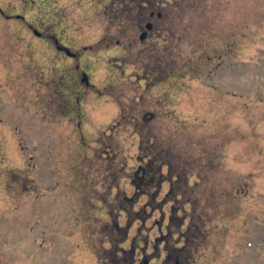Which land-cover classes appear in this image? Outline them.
<instances>
[{"label":"rangeland","instance_id":"rangeland-1","mask_svg":"<svg viewBox=\"0 0 264 264\" xmlns=\"http://www.w3.org/2000/svg\"><path fill=\"white\" fill-rule=\"evenodd\" d=\"M161 263L264 264V0H0V264Z\"/></svg>","mask_w":264,"mask_h":264},{"label":"trees","instance_id":"trees-1","mask_svg":"<svg viewBox=\"0 0 264 264\" xmlns=\"http://www.w3.org/2000/svg\"><path fill=\"white\" fill-rule=\"evenodd\" d=\"M157 169L159 172H162L161 168H157ZM148 171L149 169L147 167V173ZM171 180H173L174 183L170 187L169 196L171 197L172 201H174L178 205V206H173L172 209L174 218L175 217L179 219L182 218L183 214H180V211L181 210L186 211L184 205L189 203L192 205L191 210L188 211L191 220L202 221L205 219L207 215L208 216H213V214L216 216L218 215L222 205L220 198L209 199L207 206L204 204L203 200H201V195L196 196L198 189L203 185L201 180L197 181L196 183H191L190 178L188 176L181 174L174 176V178H172ZM238 190L239 189H236L235 191L230 190L228 192L229 197L235 200L236 196L240 193V191ZM212 207L213 209L216 210V213H213V211H211ZM193 225L195 226L194 223ZM187 242L188 239H186L185 243ZM182 248L183 246L180 247L179 249Z\"/></svg>","mask_w":264,"mask_h":264},{"label":"water","instance_id":"water-1","mask_svg":"<svg viewBox=\"0 0 264 264\" xmlns=\"http://www.w3.org/2000/svg\"><path fill=\"white\" fill-rule=\"evenodd\" d=\"M147 27L152 28V24H148ZM142 38H144V34L142 35Z\"/></svg>","mask_w":264,"mask_h":264}]
</instances>
